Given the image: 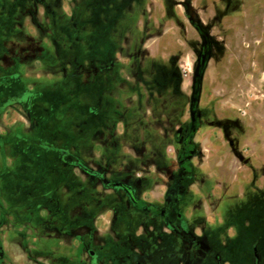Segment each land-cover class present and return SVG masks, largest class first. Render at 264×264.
Segmentation results:
<instances>
[{
	"label": "rangeland",
	"instance_id": "obj_1",
	"mask_svg": "<svg viewBox=\"0 0 264 264\" xmlns=\"http://www.w3.org/2000/svg\"><path fill=\"white\" fill-rule=\"evenodd\" d=\"M0 264H264V0H0Z\"/></svg>",
	"mask_w": 264,
	"mask_h": 264
},
{
	"label": "water",
	"instance_id": "obj_2",
	"mask_svg": "<svg viewBox=\"0 0 264 264\" xmlns=\"http://www.w3.org/2000/svg\"><path fill=\"white\" fill-rule=\"evenodd\" d=\"M200 34L202 40L203 51L198 57V63L194 72L193 82H192V94L190 98V117H191V127L188 137H192L197 128V106L199 101V94L201 88V81L205 66L209 60L210 50H209V39L207 34L198 26H195ZM124 189L133 196V190L129 186L122 185Z\"/></svg>",
	"mask_w": 264,
	"mask_h": 264
},
{
	"label": "flooded vegetation",
	"instance_id": "obj_3",
	"mask_svg": "<svg viewBox=\"0 0 264 264\" xmlns=\"http://www.w3.org/2000/svg\"><path fill=\"white\" fill-rule=\"evenodd\" d=\"M190 132V130H189ZM189 132L186 134V136L184 138H182V142L184 145H187L189 144V142L191 141L192 137H188V134ZM119 186H121L123 189L124 187L122 185H125L123 183H118ZM125 186H128V185H125ZM130 187V186H129ZM132 190H133V196H130V194L125 190V192L127 193L128 197L130 198V200L133 202V203H137V198H136V195H135V192H134V189L132 187H130ZM161 214H163V211H161ZM168 220V219H166ZM176 220H180V215H176ZM195 236H192L191 234L189 235V238L190 239H194Z\"/></svg>",
	"mask_w": 264,
	"mask_h": 264
}]
</instances>
